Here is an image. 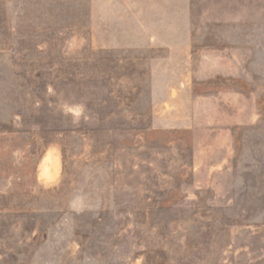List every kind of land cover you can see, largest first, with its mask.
Here are the masks:
<instances>
[{"label":"rangeland","instance_id":"374dc122","mask_svg":"<svg viewBox=\"0 0 264 264\" xmlns=\"http://www.w3.org/2000/svg\"><path fill=\"white\" fill-rule=\"evenodd\" d=\"M0 264H264V0H0Z\"/></svg>","mask_w":264,"mask_h":264}]
</instances>
